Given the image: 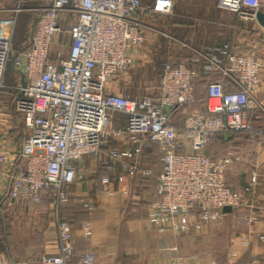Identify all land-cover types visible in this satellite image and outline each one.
<instances>
[{
	"label": "built area",
	"instance_id": "built-area-1",
	"mask_svg": "<svg viewBox=\"0 0 264 264\" xmlns=\"http://www.w3.org/2000/svg\"><path fill=\"white\" fill-rule=\"evenodd\" d=\"M27 48L13 53L17 18L25 0H0V14H14L11 28L0 34V88L13 63L23 77L14 108L26 131L22 146L11 150L0 132V217L19 204L37 206L51 191L57 220L59 250L45 253L40 264H70L72 228L59 215L69 198L64 185L81 177L73 162L100 155L111 140L124 138L126 146L109 145L111 168L136 170L145 148L157 144L163 169L147 208L149 222L161 231L198 232L222 223L225 206L238 212L242 193L228 185L227 174L238 156L214 158L204 151L213 136L235 132L254 136L251 116L260 107L264 114L263 62L252 52L239 53L233 41L205 53L202 74L214 73L208 85L206 112L188 115L182 127L172 122L178 106L195 99L200 71L190 62H165L159 91L145 98H130L117 89L114 79L135 62V53L146 42L143 16L171 14L177 0H43ZM217 8L256 20L264 0H217ZM67 30L70 45L54 51ZM264 31V28H263ZM234 90H226V82ZM113 83V84H112ZM124 116V125L116 123ZM106 148V147H105ZM143 174H150L144 170ZM108 190L112 178H102ZM256 184L253 176L250 187ZM83 205L93 206L80 198ZM250 223V217L239 212ZM90 224L86 234H90ZM264 241V235H261ZM245 245L249 237H241ZM0 253L1 264H4ZM79 264H97L92 251ZM171 264H203L196 255L189 261L176 257ZM209 264H217L213 260ZM248 264H264L256 257Z\"/></svg>",
	"mask_w": 264,
	"mask_h": 264
},
{
	"label": "crops",
	"instance_id": "crops-1",
	"mask_svg": "<svg viewBox=\"0 0 264 264\" xmlns=\"http://www.w3.org/2000/svg\"><path fill=\"white\" fill-rule=\"evenodd\" d=\"M28 1L41 2L25 0L26 8ZM0 5L10 7L13 3L0 2ZM21 15L22 13L17 21ZM13 18L14 14L10 12L0 14V34L11 28L10 21ZM29 40L30 37L28 43ZM13 69L10 74L7 70L9 75L5 78L6 86L0 88V132L4 144L11 150H16L22 146L24 123L13 104L23 77L16 68ZM158 91L159 85L150 94ZM115 121L122 126L125 117L118 115ZM262 132L253 139L223 137V142L219 141V149L222 146L226 148L223 150L225 153L239 157L233 165V171L229 173L228 184L242 193L244 204L238 212H227L221 224H209L192 234L161 231L153 226L147 217L145 201L148 202L153 196L148 191L155 184L141 189L136 181L135 188L134 169H125L120 162L113 168L109 166L112 162L107 154L108 146L119 145L124 148V138L111 140L100 155H86L73 162L81 177L64 185L65 192L72 200L64 205L62 214L70 221L74 230V251L81 255L92 251L97 264H171V260L176 257L188 262L192 255H196L197 260L203 264H209L213 260L217 264H244L257 256L264 258V241L261 239V235H264V131ZM155 152L160 153L158 146L147 147L143 159L145 167L156 174L161 164L156 161L158 158ZM105 176L112 178L108 190L103 189L102 178ZM253 176L256 177V184L249 189ZM80 198L89 202L93 208L81 204ZM40 204L42 207L37 214L40 212L42 222H27L24 229L19 228L18 236L11 233V238L0 251L5 254L2 256L4 264H40L41 254L59 250L53 198L44 196ZM19 206H24L26 210L33 208L24 204L17 207ZM239 212L249 216L251 222L240 217ZM88 224L91 226L90 234L85 233ZM246 235L250 241L248 245L241 242V237ZM237 260L240 261L236 263ZM79 263L80 261L77 264Z\"/></svg>",
	"mask_w": 264,
	"mask_h": 264
},
{
	"label": "rangeland",
	"instance_id": "rangeland-1",
	"mask_svg": "<svg viewBox=\"0 0 264 264\" xmlns=\"http://www.w3.org/2000/svg\"><path fill=\"white\" fill-rule=\"evenodd\" d=\"M216 3L217 0H180L175 3L171 14L143 16L146 42L137 50L135 62L131 68L114 79L117 89L130 98L146 97L158 88L161 68L165 62H190L202 74L201 71L205 64L203 55L213 46L228 41H233L238 51L256 53L262 59L264 84L263 28L256 20L240 18L233 12L218 9ZM43 5L42 2L28 1L26 10L21 12L22 15L17 21V32H15V52L24 44L21 33L23 32L22 37L28 33L26 23L29 19L36 18ZM69 45L70 36L65 30L59 36L54 51L59 47L67 49ZM13 68L16 67L11 63L8 68L9 74L13 72ZM262 94L259 92L260 101L263 100ZM202 105L199 101L193 108L201 109ZM260 109L259 106L256 107V111L264 116ZM23 131L24 133L26 131L24 125ZM219 141L218 136L214 137L209 147L215 153L222 155L226 148L221 146L219 149ZM40 205L33 206L31 210H26L24 206L11 209L6 213L5 222L0 217L1 249H4L11 233H16L15 236H18L19 228L24 229L27 222H42L40 212L37 214L38 209L42 207V204Z\"/></svg>",
	"mask_w": 264,
	"mask_h": 264
},
{
	"label": "trees",
	"instance_id": "trees-1",
	"mask_svg": "<svg viewBox=\"0 0 264 264\" xmlns=\"http://www.w3.org/2000/svg\"><path fill=\"white\" fill-rule=\"evenodd\" d=\"M146 1H148V0H146ZM177 1H180V0H177ZM42 2V5L45 3V1H41ZM44 2V3H43ZM148 3H150V1H148ZM221 10V9H220ZM39 14V13H38ZM38 14H37V16H36V18L35 19H32V20H30L29 19V21L26 23L27 24V27H28V33L25 35V36H23L22 37V34H23V32L21 33V39H22V41H24V46L22 47V48H19V49H17L16 50V52H15V49H14V46H13V53H17V52H19V51H21V50H23V49H25V48H27V45H28V39L27 38H29L30 36H31V34H32V31H33V29H34V24H35V22H36V20H37V18H38ZM25 24V25H26ZM27 39V40H26ZM27 42V43H26ZM219 46H222V44H220V45H215V46H213V48H216V47H219ZM236 48V47H235ZM212 49V48H211ZM210 49V50H211ZM209 50V51H210ZM237 52H239V53H244L243 51H238L237 50V48L235 49ZM177 63H179V62H176V64ZM192 66L194 67V68H196L195 67V65H193L192 64ZM197 70H199V69H197ZM201 75V76H200ZM199 75V77H198V79H197V83H196V86H195V99L193 100V101H191V102H188V103H186V104H183V105H181V106H178L176 109H175V111H174V113L172 114V122L174 123V125L175 126H177V127H182L183 126V124H184V120H185V118L188 116V115H190V114H194V113H196V112H206V110H207V107H208V85H209V82L213 79V77H215V74L214 73H210V74H200ZM234 89H236V88H234L233 86H231V84L227 81L226 82V90H234ZM202 93V94H201ZM199 101L203 104L202 105V108L201 109H194L193 108V106L194 105H196V104H198L199 103ZM191 108H193V110H191ZM256 112V113H255ZM256 114V115H255ZM254 115V116H253ZM253 115L251 116V120L253 121V123L255 124V126L257 127V128H260V126L261 125H263L264 123H262V120L264 119V116H262V114L260 113V112H258V111H254L253 112ZM255 116H258L259 118H255ZM263 132L262 131H257L256 133H255V135L254 136H251L249 133H240V132H235V133H231V134H217V135H215V136H213L212 137V139H211V141L210 142H212V140L214 139V137H216V136H218L219 137V139H220V141H221V143L223 142V140H224V138L223 137H228V138H230V137H241V138H250V139H253V138H255V137H258L260 134H262ZM223 139V140H222ZM210 144L211 143H209L208 144V146L206 147V149H205V153L206 154H208V155H210V156H212V157H214V158H217V159H220V158H224V157H227V156H232V157H235L236 155H233V154H231V153H224V154H222V155H219L218 153H215V151L214 150H212L211 149V147H209L210 146ZM153 147L154 146H158L157 144H153L152 145ZM146 149V148H145ZM145 149L143 150V152H142V155H141V158H140V164H139V167L136 169V170H134L135 171V177H134V187L135 188H137V184H136V181H138V183H139V185H140V187H141V189L142 188H146L148 185L149 186H151L152 187V185H154L153 186V189L152 190H149L148 192H149V194H152L153 196H154V194H155V192H156V186H157V182H158V178H159V174H160V172L162 171V169H163V161H162V155H161V153H157V152H155V154H156V156H157V158H158V160H156V161H159L160 162V166H161V168H160V170L155 174V172H151V169H149V168H146L145 167V164H144V157H145ZM156 156H154V158H156ZM235 161H237V160H233V162H232V164H231V169L228 171V174H227V178H228V176H229V173L231 172V171H233V168H234V163H235ZM144 170H149L150 171V174H143V171ZM228 180V179H227ZM229 186H230V184H228ZM144 188V189H145ZM143 189V190H144ZM148 189V188H147ZM44 196H47V197H51L52 198V195H51V191H49V192H47L45 195H43V197H42V200L44 199ZM152 196V197H153ZM151 197V198H152ZM41 200V201H42ZM72 200V198L70 197V198H68V200L66 201V202H64V203H62L61 205H60V210H59V215H60V218L62 219V220H65V221H68L69 223H70V221L67 219V218H65L64 216H63V214H62V208L64 207V205L65 204H67L69 201H71ZM150 200L151 199H149V201L147 202V201H145L146 202V209L148 208V206H149V203H150ZM0 222H1V220H0ZM71 225V224H70ZM71 228H72V240H73V238H74V230H73V227H72V225H71ZM195 231H192V232H190V233H188V234H192V233H194ZM182 234H184V233H182ZM186 234V233H185ZM0 238H1V228H0ZM11 238V237H10ZM9 238V239H10ZM0 251H1V247H0ZM45 253H43V254H41L39 257V259L41 260V257L44 255ZM80 257H81V254H77L74 250H73V254H72V258H71V262H70V264H77L78 263V261H80ZM257 259H259V261H261V262H263L264 263V258H262V257H259V256H257L256 257ZM253 260V258L252 259H248V261H246L244 264H248L249 262H251ZM240 260H237L236 261V263L237 262H239ZM39 263H40V261H39Z\"/></svg>",
	"mask_w": 264,
	"mask_h": 264
},
{
	"label": "water",
	"instance_id": "water-1",
	"mask_svg": "<svg viewBox=\"0 0 264 264\" xmlns=\"http://www.w3.org/2000/svg\"><path fill=\"white\" fill-rule=\"evenodd\" d=\"M256 21L257 23L264 28V11H258L256 15ZM233 210L232 206L228 205L223 208L224 212H231ZM0 264H1V258H0Z\"/></svg>",
	"mask_w": 264,
	"mask_h": 264
}]
</instances>
